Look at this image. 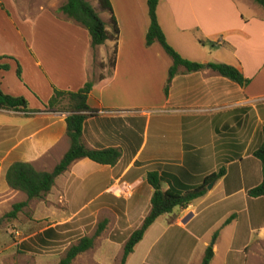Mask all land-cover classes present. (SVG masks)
Returning <instances> with one entry per match:
<instances>
[{
    "label": "crops",
    "instance_id": "crops-1",
    "mask_svg": "<svg viewBox=\"0 0 264 264\" xmlns=\"http://www.w3.org/2000/svg\"><path fill=\"white\" fill-rule=\"evenodd\" d=\"M242 1L248 8H256L251 0ZM34 2L40 4L36 12L31 9ZM110 2L120 30L117 56L114 68L108 71L115 42L108 41L96 49L90 46L88 50L92 56L90 67L97 64L94 52L99 54L98 81L92 82L100 88V98H94L97 91L94 86L88 103L96 115L85 123L83 142L92 150L120 149L122 159L115 166L89 159L75 162L58 177L46 197L36 199L34 208L52 214L113 213L118 217L119 227L128 230L134 211L141 214L138 226L151 211L154 189L146 179L150 166L160 164L185 170V176L165 170L168 175L163 185L165 191L171 186L189 183L188 176H200L203 167H208L210 172L201 178L224 169L225 175L213 183L202 198L185 209L176 208L161 216L137 245L127 264H132L138 256L142 243L148 245L143 249L141 264H153L157 259L160 264H169L166 248L180 247L187 241L203 247L199 260L202 262L213 240L215 257L211 264H222L220 259L224 260L223 264L241 261L242 251L248 260L251 247L246 240L247 230L258 225L261 239L252 255L263 260L264 197L251 198L248 193L264 180L262 164L254 155L264 142V10L257 13L255 9L249 15L238 0H160L158 18L168 40L160 10H164L170 31L182 38L184 45L192 48V43L184 36L193 37L204 48L200 41L216 43V51L210 53L216 59L214 63L236 67L250 80L243 87L211 69L197 73L181 71L166 95L165 86L173 61L159 43L146 46L151 23L147 0H138L135 6L128 2L121 6L113 0ZM72 22L45 0H0V38L5 36V27L11 29L19 53L29 25L34 38L32 55L26 54L29 59H21L19 54L0 46V57H9L2 63L10 66L9 71L0 72L1 89L7 95L24 97L30 111H41L0 110V150L5 149L0 158L2 196L21 193L3 185L11 165L31 163L39 171L51 172L70 149L68 113L59 108L49 109V101L56 90L77 92L89 82L88 67L82 61L78 42L69 48V53L74 50L79 56L65 57L71 71L60 69L58 65V43L65 44L68 35L77 40L80 37L89 40L87 33ZM85 57L88 58V53ZM18 59L23 65V80L15 75L14 65L17 68L20 65ZM199 63L213 62L205 59ZM28 64L39 74H30ZM137 75L147 77L148 81L160 75L157 81L162 89L159 114L130 110L136 97L148 94L137 93L134 86ZM140 115L147 121L144 144L132 156L129 150L135 136V120ZM120 125L125 127L120 129ZM143 153L146 154L144 162L141 161ZM120 182L135 186L133 196L121 205L125 206L124 210L119 202L122 198L113 193V187ZM123 213L124 223L120 222ZM113 237L109 235L111 243H115ZM225 238H228V248L221 255ZM158 246L160 251L154 254Z\"/></svg>",
    "mask_w": 264,
    "mask_h": 264
},
{
    "label": "rangeland",
    "instance_id": "rangeland-1",
    "mask_svg": "<svg viewBox=\"0 0 264 264\" xmlns=\"http://www.w3.org/2000/svg\"><path fill=\"white\" fill-rule=\"evenodd\" d=\"M48 2L52 7H54L55 10H59L62 8V6L65 3V0H45ZM88 1L98 12L101 19L105 22L107 29L109 31H113L112 23L110 21L111 14L108 11L103 12L101 8L99 7L97 0H86ZM117 6L125 5V3H129L130 6H135L136 2L138 0H113ZM126 1V2H125ZM239 4L242 9L245 10V12L249 15L253 14L256 9V12L259 13L262 11V8L257 5L253 0H251V3H255V9H250L246 7L244 2L242 0H238ZM41 2V1H40ZM38 3L34 2L33 5H31L32 12H36V10L39 8ZM9 13V12H8ZM10 16V13H9ZM160 18L163 20V23L167 29V32L169 34V40L168 42L181 56H184L185 58L189 59L190 61H197L201 62L202 60H210L211 62H215V57L210 54L212 52L216 51V48H211L209 45H207L205 48L199 46L196 43V40L191 36H184L190 40L192 43V48L188 47L187 45H184V42L182 41V38H177L174 36V34L170 31L168 21H165L166 16H164V10H160ZM168 18V17H167ZM73 25H77L76 23L72 22ZM61 27V26H60ZM77 27H80V29H83L88 35V42L85 40L84 37H80L78 40L74 37H70L66 33V39L65 44L64 42L58 43L56 47L57 51V60H59V67L60 69L64 68L68 70L67 63L65 62V57L67 56H77V52L74 50L69 53V48L72 46H75L77 42L79 43V46L82 50V61L85 63V67L87 65L88 71H89V78L87 81H98L97 76L100 73V65H99V54L97 52H94V57L97 61V64H93L92 67H90V61L92 56L90 55V37L89 33L86 29L81 27L80 25ZM30 28L31 25H29L28 28L25 29V38L22 40V52L16 51V44L14 42V32L11 29H7V27L4 28L5 36L0 38V46H2L6 51L13 52L16 54H19V58L21 59H29L26 54L29 56L31 54V47L34 44V38L30 34ZM62 28V27H61ZM206 42V41H204ZM158 44V43H157ZM159 47L160 44H158ZM194 48V49H193ZM88 53V58L85 57V55ZM103 54L105 52H102ZM79 56V55H78ZM105 56V55H104ZM113 57V51L111 53V58L108 61V71H111L112 67L110 66V61ZM107 61V57L105 58ZM19 61V59H18ZM28 61V60H27ZM30 62V61H28ZM20 63V61H19ZM27 64V62H26ZM30 66L29 73H34L37 75L39 74L38 71L33 69L31 67V64H28ZM15 66V75L18 76V68ZM12 66V68L14 67ZM22 74H23V65L20 63ZM26 66V65H25ZM84 67V66H83ZM28 71V68H27ZM68 71H71L70 69ZM138 71V69H137ZM33 74V75H34ZM44 74V73H43ZM44 76L46 79L48 78L45 74ZM22 77V75H21ZM160 75H156L152 77V81H148L147 77L144 76H136V79L134 81V86L137 91V93L144 92L147 94V96H141L136 97L134 102L131 103V109L132 111L136 112H142V111H151L155 114L160 113L161 108V93L162 89L157 81H159ZM20 79V78H19ZM20 80H23L21 78ZM120 81V80H119ZM93 83V82H92ZM96 87L95 83H93V88ZM97 91H95V97L96 99L100 98V88L96 87ZM68 106V100L65 99L62 101V103L58 106L59 109L64 110ZM146 118H142L141 115L137 116V119L135 120V136L132 140V144L130 145L129 153H132V156H134L139 150L142 148L144 144V134H145V128H146ZM130 123V121H128ZM124 125H120V129L124 128ZM152 133V132H151ZM207 136V135H206ZM204 137L208 139V137ZM4 150H0V158H2L4 154ZM146 159V154L143 153L141 155V161L144 162ZM260 161V160H259ZM163 171L166 166L160 165V164H154L150 166L146 171H152L156 169H160ZM166 171L172 170L174 173L173 175L177 174L176 176L184 175L183 168L177 169L175 167H167L165 169ZM210 172L208 171V167H203V169L200 171L198 177H191L188 176L189 183L196 184L201 180V177L204 176L203 174H207ZM187 179V180H188ZM3 185H5V188L9 189L6 181L3 179ZM211 184L210 186H212ZM208 186V189L210 188ZM1 191V190H0ZM2 192V191H1ZM27 200V197L23 193H13L11 196H2L0 195V219L4 217L7 213L11 212L13 210V207L15 204L24 202ZM121 209H125V206L122 207V204H125L126 200L125 198H122L119 200ZM37 203V200H33L30 202L29 206L25 208L21 213H19L18 218L15 220H6L3 222V224L0 226V264H59L61 260L66 256V253L68 249L77 244L79 240L83 237H92L100 223H102L105 220H108V226L107 230L105 231V234L96 241V246L93 250L80 255L73 264H120L121 258L123 256L124 251V244L126 241L123 242L126 238H128L129 235H132L140 226H138L139 218L141 217L140 213H136L134 211L131 214V223L128 228V230H123L119 227L118 224V217L116 214L113 213H100V214H92V213H81V214H71V213H57L52 214L44 211H36L34 208V204ZM125 215H121V221L124 223ZM120 224V226H123V224ZM142 225V224H141ZM49 228H56L58 232V237L50 239L48 245H45L42 243L41 239L39 238L44 231H46ZM254 230V231H253ZM261 229L258 225V227H249L247 230V237L246 240L249 242L250 250L248 253L250 254V257L248 260H245V251H242L241 261L233 262L231 260L232 264H264V259L260 260L256 255H252L253 253H256V244L261 239L259 238V233ZM114 236L113 238L115 243H111L109 241V235ZM129 239V238H128ZM127 239V240H128ZM225 243L222 246L221 255H224V252L228 248V238L224 239ZM214 240L212 241L213 244ZM118 244H122L123 246H118ZM141 244V243H140ZM211 244V246H212ZM148 244H143L140 246L138 250V256L134 259L132 264H141L142 260V253L143 249L147 247ZM197 245V246H196ZM193 243L190 241H187L183 246L177 247L172 246L167 249V256L169 258L170 263L169 264H200L199 260L203 256H201V250L203 249L202 246L198 245L197 243ZM196 246V247H195ZM160 251V246H158L154 252V254H158ZM204 254V251L203 253ZM234 253H232V257H234ZM205 256V255H204ZM239 256V255H238ZM204 258V257H203ZM222 258V256H221ZM202 260V259H201ZM222 264L224 260L220 259ZM203 261V260H202ZM202 263V262H201ZM220 263V262H219ZM230 263V260H229ZM153 264H160L159 260H153ZM218 264V263H217Z\"/></svg>",
    "mask_w": 264,
    "mask_h": 264
},
{
    "label": "trees",
    "instance_id": "trees-1",
    "mask_svg": "<svg viewBox=\"0 0 264 264\" xmlns=\"http://www.w3.org/2000/svg\"><path fill=\"white\" fill-rule=\"evenodd\" d=\"M97 1L103 12L108 11L111 14L110 21L113 27L112 32L107 29L105 22L101 19L98 12L86 0H65L60 11L68 19L74 21L88 31L93 49L105 45L108 41L115 42L113 57L110 61V66L114 68L120 30L110 0ZM253 1L264 10V0ZM147 3L151 23L146 36V46L151 47L155 43H159L165 53L173 61V66L169 70V77L165 86L166 95H168L173 79L179 75L181 71L186 73H197L206 69H211L218 75L243 87L250 83V80L245 78L244 74L236 67L219 63L206 65L183 58L178 51L170 45L166 34L159 23L158 7L160 0H147ZM200 43L203 46L209 45L211 48L217 47V44L213 42L200 41ZM4 59H9V57H0V72L10 70L8 64L2 63ZM21 75L22 69L19 65L18 76L20 79L22 78ZM92 90L93 83L88 82L84 88L77 92L55 91L52 99L49 101V109H56L63 100H68L67 108L62 111L68 113L66 123L70 149L51 172L39 171L31 163L16 162L10 166L6 173L7 185L11 190L25 194L27 200L15 204L13 210L0 219V226L6 220L17 219L19 213L27 208L31 201L46 197L52 191L58 177L67 172L75 162L82 159H89L95 163L110 166H115L120 162L123 156L120 149L110 148L107 150H92L87 148L83 142L85 123L90 117L96 115V112L91 109L88 103ZM0 110L26 113L41 112L30 111L29 103L24 97H14L5 94L1 89V83ZM254 155L260 160L264 175V142ZM165 169H167V167ZM165 169L163 171L161 168L159 170L148 171L146 174L147 182L154 189V194L151 200L152 208L140 228H138L125 242L120 264H127L129 257L135 252L137 245L143 241L147 231L161 216L172 213L176 208H187L194 201L202 198L207 193L208 186L217 182L225 175V170L222 169L218 173L206 175L196 184L183 183L178 186H171L165 191L163 190V185L166 183V177L168 176L165 173ZM183 172H185V170H183ZM248 194L251 198H263L264 180L259 186L251 189ZM107 226L108 220H105L98 225V228L92 237L86 236L81 238L77 244L68 249L66 256L59 264H73L80 255L93 250L96 246V241L107 230ZM58 236L56 228H49L44 231L39 238L43 244L48 245L50 239ZM216 237L217 235H215V238ZM214 257V246H209L201 264H211Z\"/></svg>",
    "mask_w": 264,
    "mask_h": 264
},
{
    "label": "built area",
    "instance_id": "built-area-1",
    "mask_svg": "<svg viewBox=\"0 0 264 264\" xmlns=\"http://www.w3.org/2000/svg\"><path fill=\"white\" fill-rule=\"evenodd\" d=\"M135 186L126 182L117 183L113 187V193L121 198L129 199L133 196Z\"/></svg>",
    "mask_w": 264,
    "mask_h": 264
},
{
    "label": "water",
    "instance_id": "water-1",
    "mask_svg": "<svg viewBox=\"0 0 264 264\" xmlns=\"http://www.w3.org/2000/svg\"><path fill=\"white\" fill-rule=\"evenodd\" d=\"M212 186H213V185H212ZM212 186H210V188H211Z\"/></svg>",
    "mask_w": 264,
    "mask_h": 264
}]
</instances>
